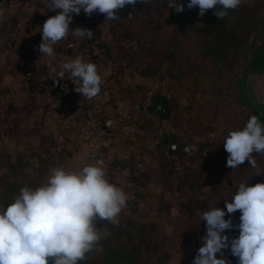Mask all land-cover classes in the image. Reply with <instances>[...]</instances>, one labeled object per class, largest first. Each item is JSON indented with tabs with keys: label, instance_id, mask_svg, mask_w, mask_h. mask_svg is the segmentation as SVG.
Wrapping results in <instances>:
<instances>
[{
	"label": "crops",
	"instance_id": "obj_1",
	"mask_svg": "<svg viewBox=\"0 0 264 264\" xmlns=\"http://www.w3.org/2000/svg\"><path fill=\"white\" fill-rule=\"evenodd\" d=\"M16 1L0 5L4 11L0 36L8 41L0 52V172L7 170L8 159L17 157L28 160L33 167H39L36 159L42 157L50 170L53 165L80 168L84 116L79 99L69 97L65 107L59 98L38 97L21 87L37 77L55 81L62 63L82 56L98 66L101 91L116 115L130 112L134 105L140 106L132 123L110 130L105 152L107 178L123 189L128 177H137L144 183L134 186L139 191L136 209L141 214L139 220L154 225L167 246L177 241L181 244L188 233L202 237L206 233L203 212L211 203H217L226 212L224 200L230 201L239 186L233 179L236 170L227 166V157L220 148L217 152L207 148L208 159H185L171 166L173 155L167 146L157 145L156 140L165 132H177L169 130L164 123L166 119L159 120L147 108L152 96L163 92L155 91V85L145 78L139 63L124 60L130 49L118 39V34L112 33V25L125 17L105 22V15L98 11L91 17L83 10L80 14L73 13V22L92 30L93 37H76V46L70 49L58 43L54 46L57 52L54 58L42 57L36 46L42 42L44 22L53 15L42 0H31L37 1V5ZM91 50L99 53L95 62L88 57ZM70 76L66 72L64 77ZM250 169L247 167L248 173ZM127 207L124 212L129 211ZM240 215L239 210L231 214L234 225ZM225 218H229L228 214ZM235 230L225 234L234 238ZM179 254L171 250L170 259L181 258ZM224 257L229 264H238L230 248L224 251Z\"/></svg>",
	"mask_w": 264,
	"mask_h": 264
},
{
	"label": "clouds",
	"instance_id": "obj_2",
	"mask_svg": "<svg viewBox=\"0 0 264 264\" xmlns=\"http://www.w3.org/2000/svg\"><path fill=\"white\" fill-rule=\"evenodd\" d=\"M44 2L49 11H60L44 22L42 42L36 47L42 57L54 58L57 55L54 46L70 33L75 37H93L90 29H70L73 13L80 14L83 10L91 17L98 11L105 15V22H111L120 18L118 10L135 5L137 0ZM140 2L155 4V0ZM163 3L177 13L185 7L177 0H163ZM241 3L242 0H189L187 8L198 7L200 17L211 9L215 16L223 19ZM3 17L4 11L0 9V20ZM60 68L56 73L60 80H64L68 72L73 80L80 81V86L75 87L77 93L87 99L99 94L102 77L95 63L79 56L62 63ZM223 147L229 154L228 167L235 169L245 161L256 167L253 153L264 155V124L257 115H251L242 129L228 133ZM128 198L122 187L109 181L100 163L79 169L51 168L38 186H23L6 209L4 203L0 204V264H80L105 238L103 227L97 228V222L118 225L119 214ZM224 203L226 212L217 207V203H211L203 212L206 233L200 238L202 246L191 264H229L224 257V251L229 248L238 264H264V182L253 186H249L248 181L240 183L231 200ZM237 210L241 213L240 223L234 225L231 214ZM234 228L239 229L238 237L230 238L225 234Z\"/></svg>",
	"mask_w": 264,
	"mask_h": 264
},
{
	"label": "rangeland",
	"instance_id": "obj_3",
	"mask_svg": "<svg viewBox=\"0 0 264 264\" xmlns=\"http://www.w3.org/2000/svg\"><path fill=\"white\" fill-rule=\"evenodd\" d=\"M24 1L31 5L38 4L37 1ZM13 2L18 1L9 3ZM127 6L131 18L126 13L124 20L120 19V22L112 25V33L118 34V39L130 49V54L124 60L139 63L145 78L155 85V91L163 92L171 100L173 111L164 121L165 125L177 132L174 135L178 144H192L196 148L205 144L206 149L210 148L212 152L223 149L221 153L228 157L223 147L228 133L242 129L248 121L247 109L236 101V72L243 60L242 48L235 50L231 47L224 52L225 55L215 59L206 13L200 17L199 12L183 10L175 14L172 24L171 8L163 0H155L154 5L149 3L147 7L137 0L135 5ZM236 9L241 13V18L257 17L260 20V26L248 38L249 41L255 38L259 43L264 35V0H242ZM242 31L243 28L237 27L236 33ZM249 81L256 99L264 103V73L250 76ZM257 155L253 153L256 167H251L245 161L235 168V184L248 181L249 186H253L262 182L264 165H261ZM198 158L208 159L209 155L208 158L201 155ZM36 160L40 162L39 167H33L22 157L7 160V170L0 172V193L3 195L0 194V204L4 203L5 209L23 186L36 187L50 174L44 159L38 157ZM247 167L252 172L250 169L248 173ZM12 184L16 185V189L5 188V185ZM137 204H126L129 211H121L118 225L97 222L96 227H103L105 238L94 251L87 254V260L100 262L106 250L105 243L129 254L123 264H191L201 247V241L195 247H190L186 238L195 235L200 239L201 236L188 233L181 244L177 241L167 246L159 236V230L148 235L146 229L140 228L141 214L136 210ZM239 223V219L235 220L236 225ZM171 250L179 252L182 257L170 259Z\"/></svg>",
	"mask_w": 264,
	"mask_h": 264
},
{
	"label": "trees",
	"instance_id": "obj_4",
	"mask_svg": "<svg viewBox=\"0 0 264 264\" xmlns=\"http://www.w3.org/2000/svg\"><path fill=\"white\" fill-rule=\"evenodd\" d=\"M188 2L189 0H178L179 4H183L185 6V12H199L198 7H194L192 9L187 8ZM213 11L214 10L210 9L206 12L209 23L210 42H212L215 47V54L213 56L215 59H217V56L225 55L226 51H228L231 47H233L235 50L242 48V51L244 52L243 60L239 65L238 71L236 72V101L247 109V120L251 115H257L260 119V122L264 124V103L256 99L255 93L249 81L250 76L264 73V35L261 37L259 43H256L255 38L251 39L250 41L248 39L251 33L254 32V30L256 31L260 26V20L257 17L247 19L245 16H243L241 18V13L238 9L229 10L228 16L223 19L215 16ZM126 13H128L127 5L123 9L118 10V16H125ZM51 14L54 15L55 12L51 11ZM175 14L177 15L178 13L175 12L173 8H171L170 16L172 24L174 23L172 20L174 19ZM237 27L243 28L242 33H236ZM97 58L98 56L95 57L94 60ZM158 104L162 106L163 112H158L155 110V107ZM147 108L150 112L156 115L159 120H165L171 115L173 111V104L166 94L157 93L152 96V102L148 104ZM176 138L177 136L170 132H165L158 138L160 140V144L157 145L168 146L171 143L177 144V148L169 152L171 156L173 155L176 157L175 159H170L171 166H176L175 162L185 159L194 160L200 156V152L203 149H206V145L203 144L197 147V151L191 154H185L181 151V145L178 144ZM257 156L258 160L262 162L261 165H264V155L258 154ZM125 181L131 183L133 187L136 185H144V183L137 177H128ZM123 185L125 191L127 192L128 188L127 185H125V182ZM5 188L14 190L16 189V185H5ZM138 202L139 191L135 190L134 198L132 200L128 199L126 203L135 204ZM140 228L146 229V234L148 235H151L155 231L154 225L141 223ZM236 231L237 236L239 229ZM104 248L106 250L100 262H93L86 259L85 261L80 262V264H123V260H126L129 255L128 253L124 254L122 249L117 247H109L105 243Z\"/></svg>",
	"mask_w": 264,
	"mask_h": 264
},
{
	"label": "built area",
	"instance_id": "obj_5",
	"mask_svg": "<svg viewBox=\"0 0 264 264\" xmlns=\"http://www.w3.org/2000/svg\"><path fill=\"white\" fill-rule=\"evenodd\" d=\"M129 14L131 13H128L127 15L129 16ZM69 27L70 29H75L78 26L72 20ZM7 43V39L0 36V52L7 46ZM59 43L65 49L73 48L76 46V37L70 33L66 39L61 40ZM98 54V51L91 50L88 53V57L94 61ZM27 75L30 76V74ZM57 81H48L45 78L37 77L21 88L26 92L37 95L38 97L59 98L63 101L62 104L65 107H67L66 99L76 96L81 103L82 114L84 116L83 131L81 133V143L83 145L84 154L80 168L87 164L100 163L106 170L107 162L105 152L110 141L109 132L107 130L122 128L132 123L134 116L140 112V106L134 105L130 112L123 115H116L113 110V105L105 99L101 90L96 97L87 99L75 91V87L78 88L80 86V81L73 80L71 76L64 77V80L59 79ZM65 89H67V91H65ZM155 110L163 112V108L160 104L156 105ZM156 144H160L159 139L156 140ZM167 148L168 150L173 151L177 148V144L171 143ZM180 148L185 154H191L197 151V148L192 144H183ZM200 155L203 158H206L208 157L209 152L207 149H203L200 152ZM173 158L175 159L176 157L173 156ZM125 185H127L128 188V199L132 200L135 196V189L129 182H125ZM238 235L236 237H238ZM199 241V237L195 235H190L186 238V242L190 247H195L199 244Z\"/></svg>",
	"mask_w": 264,
	"mask_h": 264
},
{
	"label": "water",
	"instance_id": "obj_6",
	"mask_svg": "<svg viewBox=\"0 0 264 264\" xmlns=\"http://www.w3.org/2000/svg\"><path fill=\"white\" fill-rule=\"evenodd\" d=\"M12 1H15V0H0V5H3L5 3H9V2H12ZM19 1H23V0H19ZM44 1V0H42ZM109 133L111 132L110 130H107Z\"/></svg>",
	"mask_w": 264,
	"mask_h": 264
}]
</instances>
